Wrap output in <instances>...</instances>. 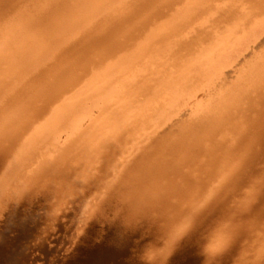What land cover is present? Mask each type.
<instances>
[{
	"label": "bare ground",
	"instance_id": "bare-ground-1",
	"mask_svg": "<svg viewBox=\"0 0 264 264\" xmlns=\"http://www.w3.org/2000/svg\"><path fill=\"white\" fill-rule=\"evenodd\" d=\"M162 236L264 264V0H0V264Z\"/></svg>",
	"mask_w": 264,
	"mask_h": 264
},
{
	"label": "clouds",
	"instance_id": "clouds-1",
	"mask_svg": "<svg viewBox=\"0 0 264 264\" xmlns=\"http://www.w3.org/2000/svg\"><path fill=\"white\" fill-rule=\"evenodd\" d=\"M190 226L186 230L185 234L190 229ZM167 239V236H162L159 238L158 242L145 245L140 253V259L143 261V264H154V261H156L158 258V254L165 247ZM171 254L172 253H169L167 256H159V259L163 261V264H167Z\"/></svg>",
	"mask_w": 264,
	"mask_h": 264
}]
</instances>
